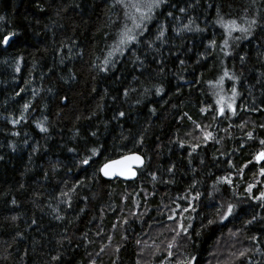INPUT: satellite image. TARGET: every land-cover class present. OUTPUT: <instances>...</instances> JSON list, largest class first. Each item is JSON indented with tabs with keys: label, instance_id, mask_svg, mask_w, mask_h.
<instances>
[{
	"label": "trees",
	"instance_id": "1",
	"mask_svg": "<svg viewBox=\"0 0 264 264\" xmlns=\"http://www.w3.org/2000/svg\"><path fill=\"white\" fill-rule=\"evenodd\" d=\"M150 3L0 0V264H264V0Z\"/></svg>",
	"mask_w": 264,
	"mask_h": 264
},
{
	"label": "snow or ice",
	"instance_id": "2",
	"mask_svg": "<svg viewBox=\"0 0 264 264\" xmlns=\"http://www.w3.org/2000/svg\"><path fill=\"white\" fill-rule=\"evenodd\" d=\"M161 3H163V0H151L150 9H151V7H159ZM253 23H255V21H253ZM242 31H246V29H242ZM10 40H11V37H9V36H4L3 37V43L5 45L9 44ZM134 40H136V36L130 35L128 32H125V33L121 34V38H120V43L121 44H128V43H131ZM229 107H231V105H229ZM221 114H223V108H221ZM121 115H123V114H121ZM41 130L42 131H46V129H43V128ZM262 143H264V141H262ZM140 159L141 158L139 156H136V155L125 157L124 161H116V162H113L112 164H105L100 171L105 176H110V175H113V176L114 175H135V173L131 172L130 163H126V162H139ZM257 159L258 160L259 159H264V153H261L257 157ZM84 163H88V161L85 160ZM119 165H123V167H118ZM262 174H264V173H262ZM227 213L229 215H231V213H232V207L231 206L228 207ZM225 218H227V217H225Z\"/></svg>",
	"mask_w": 264,
	"mask_h": 264
},
{
	"label": "water",
	"instance_id": "3",
	"mask_svg": "<svg viewBox=\"0 0 264 264\" xmlns=\"http://www.w3.org/2000/svg\"><path fill=\"white\" fill-rule=\"evenodd\" d=\"M134 155L139 156L141 158L140 161L139 162H126V163H130L131 172L135 173V175H114V176L110 175V176H105L102 172H101V175L107 180L121 179L123 181H134L138 177V170L142 169L144 167V165H145V159L140 153H138V152L127 153V154H125V155H123V156H121L119 158H116L114 160H111V161L105 163V164H112L113 162H116V161H124L125 157L134 156ZM103 166L101 167V169L103 168ZM118 167H123V165H119Z\"/></svg>",
	"mask_w": 264,
	"mask_h": 264
},
{
	"label": "bare ground",
	"instance_id": "4",
	"mask_svg": "<svg viewBox=\"0 0 264 264\" xmlns=\"http://www.w3.org/2000/svg\"><path fill=\"white\" fill-rule=\"evenodd\" d=\"M9 37H11V39H12V36H9ZM107 163V162H106ZM103 177V176H102ZM262 180V179H261ZM260 189V188H259ZM161 230V229H160ZM167 231V230H166ZM151 232V231H150ZM160 232V231H159ZM150 235V234H149ZM163 235V234H162ZM185 236V235H184ZM185 238V237H184ZM115 239V238H114ZM114 239H112V241L114 240ZM143 239V238H142ZM159 239V238H158ZM186 239V238H185ZM163 240V239H162ZM111 241V240H110ZM140 242V241H139ZM164 243V242H163ZM165 243H167V242H165ZM168 244V243H167ZM170 244V243H169ZM179 245V244H178ZM220 245V244H219ZM111 246H114V245H111ZM110 246V247H111ZM138 246V245H137ZM177 246V245H176ZM139 247V246H138ZM141 247V246H140ZM163 247V246H162ZM174 247V246H173ZM172 247V248H173ZM145 248V247H144ZM176 249V248H175ZM178 250V249H177ZM92 251V250H91ZM95 251V250H94ZM152 251V250H151ZM165 251H166V249H165ZM112 252V251H111ZM101 253V252H100ZM91 255V254H90ZM172 255V254H171ZM82 256V255H81ZM102 258H103V256H102ZM80 259V258H79ZM112 259V258H111ZM137 259V258H136ZM78 260V259H77ZM84 260V259H83ZM85 261V260H84ZM111 262V261H110ZM99 264V263H98Z\"/></svg>",
	"mask_w": 264,
	"mask_h": 264
},
{
	"label": "rangeland",
	"instance_id": "5",
	"mask_svg": "<svg viewBox=\"0 0 264 264\" xmlns=\"http://www.w3.org/2000/svg\"><path fill=\"white\" fill-rule=\"evenodd\" d=\"M226 103V99H223L222 100V104H223V106H224V104ZM231 105V107L230 108H233V105H232V103L230 104Z\"/></svg>",
	"mask_w": 264,
	"mask_h": 264
}]
</instances>
